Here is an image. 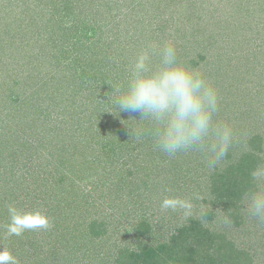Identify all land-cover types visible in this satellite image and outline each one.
<instances>
[{
    "label": "trees",
    "instance_id": "1",
    "mask_svg": "<svg viewBox=\"0 0 264 264\" xmlns=\"http://www.w3.org/2000/svg\"><path fill=\"white\" fill-rule=\"evenodd\" d=\"M47 1L33 0V4L38 8ZM173 2L151 0L150 4L158 8L159 3H170L169 8L175 12L187 11L185 2L181 5ZM67 8L64 12L75 14V5ZM50 11L46 15L57 25L47 31L54 42L50 47L55 55L53 62L69 68L67 79L60 84L57 75L49 74L57 73L49 70L51 65L42 68L34 59L26 65L28 73L34 70V75L28 76L33 82L24 85L29 90L33 88L35 94L42 87L47 96L33 102L34 98L20 94L19 100L13 102L8 93L6 97L0 93L1 102H11L13 111L6 113L0 107V251L10 252L16 264H264V222L245 210L247 194L261 186L259 181L264 178L259 174L253 179V173L258 174L257 169L264 162V132L254 129L255 121H261L264 111V66L260 71L245 66L246 71L240 75L239 66L229 69L233 83L226 85L218 76L220 73L216 75L219 79L213 76L220 83L218 86L212 82L219 94L215 119L232 126L236 138L226 157L235 156L237 163L223 168L219 164L227 160L225 157L215 171L214 168L208 171L210 183L204 188L207 192L201 199V207L198 201L187 204L177 198L171 202L168 199L171 188L160 178L166 174L164 162L179 164L177 168L187 167L191 165L189 157L181 161L176 156L168 157L154 144L150 120L119 112L114 104L115 89L125 86L128 75L122 74L121 66L118 69L111 64V58L116 57L103 42L109 21L114 27L126 28L124 33L130 30L132 37H138L144 33V20H134L118 11L104 22L100 18L95 20L91 28L96 33L95 39L85 35L81 42L72 43L70 38L79 32L76 27V34L67 32L68 44H59L54 40L60 37L58 9ZM171 14L180 21L179 15ZM42 17L26 22L17 60L29 57L22 49L27 33L34 31L31 39L35 40L48 29L41 26ZM150 18L153 17L146 16L145 21ZM120 34L112 33L111 37L116 41ZM0 35L5 33L2 31ZM166 38L172 37L163 36L156 42L158 60ZM104 41L110 44V39ZM213 43L211 38L209 44ZM136 44L134 41L129 45ZM171 45L176 51L182 48L177 41ZM81 49L94 55V63L90 56L80 55ZM10 50L12 44L5 45L2 52L7 56ZM210 58L218 65L214 66L216 71L213 67L215 73L222 68L221 63L229 61L222 51ZM199 60L204 62L201 57ZM230 62L235 66V59ZM30 103L32 109L27 110ZM237 137L244 140L238 142ZM193 153L194 166L206 164L205 153ZM96 168L101 172L99 183H93L92 190L86 191L83 181ZM172 173L173 170L168 173V180ZM102 187L104 194L112 193L113 203L120 204L125 213L115 212L117 208L109 212L97 208L94 197H98ZM132 204L147 206V210L134 217L130 214ZM150 204L154 205L152 215L147 213ZM10 205L21 214L38 212L39 216L34 218L46 219L47 227L10 235L7 228ZM160 210L163 213L158 217ZM208 214H213V218L217 214L218 218L211 220ZM149 216L156 219L151 221ZM122 218L131 221L124 222ZM126 228L129 235L125 237Z\"/></svg>",
    "mask_w": 264,
    "mask_h": 264
},
{
    "label": "rangeland",
    "instance_id": "2",
    "mask_svg": "<svg viewBox=\"0 0 264 264\" xmlns=\"http://www.w3.org/2000/svg\"><path fill=\"white\" fill-rule=\"evenodd\" d=\"M150 1L151 0H48L46 4H40L37 8L33 4V0H2L0 2V33L3 31L5 35H0V93H2L4 97H6L8 93L9 96L12 97L13 102L19 100L18 98L20 94L22 97H27V99H29V97L31 99L34 98L32 99L33 102L39 101L40 98L47 96L42 87V90L40 89V92L35 94L33 93V88L29 90V87L24 85L25 83L33 82L28 76L34 75V70L28 73L26 65L33 62L34 59H36V62L39 61L42 68L51 65L49 70L56 71L57 73L60 71L59 74L54 72L49 73L54 76L57 75L60 79V84L67 79L69 68H66L65 65L63 66L61 62H58L59 64L54 63L55 55L50 49V47L54 45V42L49 39L47 31L57 26L55 22L48 19L46 15L51 13V9H58L59 13L57 18L60 19L58 22L60 27V37L54 39L59 42V44H68L66 40L67 32L77 33V29H75L76 27L79 29L78 34L75 33L76 35L72 38L67 35L72 43L81 42L80 40L83 39L85 35L87 37L92 36L95 39L94 35L96 33L91 31V28H94V22H97L95 20L100 18L101 21L104 22L105 18L109 19L107 16L110 15L113 18L118 11L126 14L134 20L138 18L143 19L144 26H142V31L144 33L138 37H132V35H130V30H128L129 33H124L123 30L126 31V28L114 27V24L111 25L110 21L105 26V30H108V35L106 33L107 31H105L103 42L106 48L109 49L108 52L112 54L114 53V56L116 57V59L111 58V64L118 69L119 66H121L120 70L122 71V74L125 73V76L128 75V77L135 58L144 49H148L150 57H153L151 58V65L155 67L159 64L155 45L163 36L167 37L168 35L172 38H166V44H173L177 41V43L182 46L179 51H176L178 59L191 68L205 74V78L215 87V89L218 87L212 82L219 86L220 83H216V81H219V78L216 76L219 73L220 75L218 76L225 85L226 82H228V84L233 83V74L229 73V69H233L234 67L239 66V75L246 71L244 69L245 66H254L256 68L255 71L263 70L260 68L264 66V0H175L173 4L177 5H181V2H185L184 6L187 11L183 12H175L171 7L169 8V6L172 5H170V3H168L169 6L167 4L159 3L157 6L158 8H155V6H153V8ZM68 5H70V7H74L75 5V14L70 15L69 12H64L65 6H67V9L69 10L70 7ZM171 13L179 15L180 21L175 19L176 17H172ZM41 16H43L41 18L43 25L41 26H46L48 29L46 31L39 30L42 31L41 36L38 38L33 36L35 40L31 39L34 31L27 33L28 36L22 49L24 54H29V57L27 59L19 58L17 60L16 54L20 51L19 47H21L22 44L20 41H22L23 33L26 32V22L31 18H39ZM146 16L153 18H150L146 22ZM19 26L20 30L18 29ZM178 26H186L187 29ZM87 29L88 31L85 33ZM19 31H21L20 35H18ZM137 31L138 30L136 29L135 32ZM152 32H154V34L153 36H150ZM112 33L114 35L116 33H121L118 36L119 39L114 41V38L111 37ZM190 36H193V39ZM211 38L212 41L215 42L213 43L214 46L209 44ZM105 39H110L111 45L107 44V42L104 41ZM133 40L137 44L135 46L129 45L130 42H134ZM188 40H192V43L189 44ZM9 44H12L13 50H10V52H8L10 54L6 56V54H3L2 50L5 45L7 46ZM122 47L125 48V50H122ZM126 48L133 49L126 50ZM217 51H222L228 57L229 61L226 62V64L221 63L220 66H222V68L218 69L215 73L213 72V67L218 65L215 61H213V63L210 57H213L214 53ZM89 52L90 51L84 49L79 51L81 56H90L92 63H94V55L89 54ZM199 57H201L204 62H201ZM233 59H235V66H231L232 62L230 61ZM80 63L82 64L81 60ZM154 63L156 65H154ZM214 68L216 71L217 68ZM92 70L94 69L91 68V71ZM76 73L79 74V69ZM213 76L218 79H215ZM28 80L30 81L28 82ZM245 82L247 81H242V83ZM1 101L2 99L0 100V107H2L3 110L6 109V113H12L11 102L8 100L7 102ZM32 104L33 103H30V108H27V110L32 109ZM8 105L9 108H7ZM24 106L25 105H23V108ZM260 111L261 110H259V113ZM255 125L254 129L259 128L264 132V111L261 121H255ZM237 130L240 131L238 127ZM237 133L238 136L241 135L240 132ZM236 140L239 142L244 139H239V137H237ZM194 155L193 152L176 155L177 161L183 159L186 160L187 157H189L188 161L191 165L187 167L184 165L183 167L177 168L179 164L172 165L166 160L164 162L166 165V174H163L160 178L162 179V183H168L171 188L168 198L171 202L177 198L178 200L186 201L185 203L187 204L189 202L194 203L198 201V206L201 207L203 204L201 199H203L207 192L204 188L210 183L207 182L208 177L206 174L211 168L208 166L206 168L207 162L200 168L194 166ZM204 157L205 156H202V158ZM233 163L236 164L237 159L235 156L231 155L230 158L219 165L225 168ZM216 169L217 167L215 166L214 171ZM172 170L174 173H172L170 180H168L167 175ZM257 171L259 172L258 175H264V162L262 165H259ZM88 173L91 174V176L84 180L83 184L85 185L86 191H91L93 183H99L101 178L100 168H96ZM263 182L264 178L259 181V184L263 186ZM103 190H105V188L102 187L99 195V190L97 191L98 197L96 195L94 197L95 202H97V208L100 207L98 209L101 211L103 208H106L108 210H106L107 212H109L111 208H117L115 212L125 213L120 204L113 203L115 199L112 193L109 192L108 194H104L105 191ZM104 201L107 202L106 205ZM167 205L168 204H164V206ZM153 206V204H150V209L147 211L148 214L152 215L153 211L151 208H153ZM146 207L142 208L140 204H132L133 211L130 214H134V217L140 215V213L142 214L147 210ZM162 213L160 210L158 217L162 215ZM156 214L157 213H155V215ZM208 215L211 217L213 216V214ZM214 216L218 218L217 214H214ZM216 218L212 217L211 220H215ZM149 219L152 221L153 219H156V217L149 216ZM123 221L130 222L131 219H123ZM203 223L210 222L203 220ZM127 229L128 228H126L124 233L125 237L129 235V230Z\"/></svg>",
    "mask_w": 264,
    "mask_h": 264
},
{
    "label": "clouds",
    "instance_id": "3",
    "mask_svg": "<svg viewBox=\"0 0 264 264\" xmlns=\"http://www.w3.org/2000/svg\"><path fill=\"white\" fill-rule=\"evenodd\" d=\"M115 91L114 104L119 112L150 120L154 144L168 157L199 151L206 154L207 166L214 168L235 141L232 126L215 119L219 110L217 90L203 73L180 61L171 44L160 49L155 67L151 65L149 50H142L131 66L126 85ZM257 177L253 173V179ZM245 210L264 221V186L247 194ZM8 213L10 235L47 227L46 219L34 218L38 212L21 214L10 205ZM0 264H16V260L10 252L0 251Z\"/></svg>",
    "mask_w": 264,
    "mask_h": 264
}]
</instances>
